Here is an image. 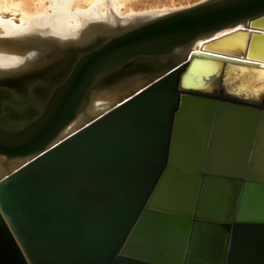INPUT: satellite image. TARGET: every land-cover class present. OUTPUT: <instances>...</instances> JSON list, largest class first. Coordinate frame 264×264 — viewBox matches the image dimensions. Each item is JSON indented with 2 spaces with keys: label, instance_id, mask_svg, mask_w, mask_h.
<instances>
[{
  "label": "water",
  "instance_id": "water-1",
  "mask_svg": "<svg viewBox=\"0 0 264 264\" xmlns=\"http://www.w3.org/2000/svg\"><path fill=\"white\" fill-rule=\"evenodd\" d=\"M242 21L264 23V0L105 34L44 102L0 84L2 118L5 104L40 110L0 121L1 156L37 155L0 181V264H264V98L186 90L183 64L48 148L109 72Z\"/></svg>",
  "mask_w": 264,
  "mask_h": 264
},
{
  "label": "bare ground",
  "instance_id": "bare-ground-1",
  "mask_svg": "<svg viewBox=\"0 0 264 264\" xmlns=\"http://www.w3.org/2000/svg\"><path fill=\"white\" fill-rule=\"evenodd\" d=\"M129 1L132 0H0V84L14 92L15 100L18 96L33 95L44 102L53 87L70 72L79 57L78 51H90L104 40L106 35L97 29L118 33L127 26L139 25L142 20L150 21L192 8L124 15L121 8H126ZM211 1L205 0L202 4ZM10 13L19 15V24L13 18H5ZM48 51L52 52L51 57L41 63ZM183 64H187V72L181 86L186 90L196 89L260 104L264 98V23L250 26L249 21H242L201 35L169 55L142 56L109 72L93 85L77 118L48 148ZM225 65L226 80L220 88L218 77ZM35 104L32 101L19 109L14 104H6L1 114L5 120H30L40 112ZM36 157L6 160L0 155V181Z\"/></svg>",
  "mask_w": 264,
  "mask_h": 264
},
{
  "label": "rangeland",
  "instance_id": "rangeland-1",
  "mask_svg": "<svg viewBox=\"0 0 264 264\" xmlns=\"http://www.w3.org/2000/svg\"><path fill=\"white\" fill-rule=\"evenodd\" d=\"M203 2H205V0H132V1H129L128 2V6L126 8H121V13H123L124 15L125 14H129L130 12H132V14H139V13H146V12H149V11H163V10H175V9H186V8H189V7H193V6H196V5H199V4H202ZM48 5V3H47ZM105 10V9H104ZM156 13V12H155ZM9 15V16H8ZM147 16V14H145ZM144 15V16H145ZM5 18L8 20H13L16 22V24H19V15H12L11 13L10 14H7L5 16ZM144 19V18H143ZM146 20H142L140 22L143 23L145 22ZM135 25H138L137 23L134 24L133 26ZM121 26H124V25H121ZM132 27V26H130ZM130 27H126V28H122L120 30H124V29H128ZM97 31L99 33H102V34H115V32L113 33L112 31H109V32H105L104 29H97ZM117 31V30H116ZM74 42H81V41H74ZM51 53L50 51L47 52V54L45 56H43V60H41L40 62L42 63V61H44L46 58H50L51 57ZM14 75H11L10 74V77H12ZM36 99H38L37 97H35ZM26 99V96L24 97H19L17 98V102L19 101H25ZM39 100V99H38ZM6 105V104H5ZM8 105V104H7ZM2 118V117H1Z\"/></svg>",
  "mask_w": 264,
  "mask_h": 264
}]
</instances>
